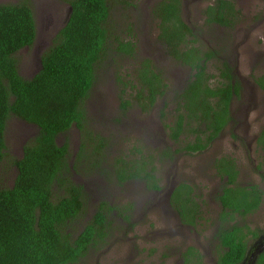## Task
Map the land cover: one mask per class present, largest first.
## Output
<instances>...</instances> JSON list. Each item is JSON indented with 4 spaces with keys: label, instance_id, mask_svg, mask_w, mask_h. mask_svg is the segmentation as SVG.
I'll use <instances>...</instances> for the list:
<instances>
[{
    "label": "trees",
    "instance_id": "obj_1",
    "mask_svg": "<svg viewBox=\"0 0 264 264\" xmlns=\"http://www.w3.org/2000/svg\"><path fill=\"white\" fill-rule=\"evenodd\" d=\"M112 2L67 0L72 8L70 20L43 52L41 68L31 79L21 76L16 55L36 42L34 12L25 2L0 4V164L6 157V127L12 116L37 128V134L24 145L22 157L13 160L17 172L13 186L0 189V264H78L93 243L106 238L115 210L107 201L98 204L80 232L68 230L86 209L85 186L73 180L78 165L84 164L83 170L89 176L101 175L106 190L113 184L122 187L131 182L143 183L148 190L159 188L156 164L158 158L171 157V149L154 155L143 145L133 146L126 153L111 154V139L116 134L105 136L102 124L97 130L96 121L84 107L96 82L97 67L113 55L129 58L136 55V45L114 35L108 27ZM218 3L204 12L207 24L232 26L233 22L224 19L223 10L235 15L234 4L226 0ZM181 14L182 0H162L154 13L159 20L158 41L169 61L193 71L183 89L175 94L178 108L174 125L164 124V128L175 143L189 134L195 136L183 151L198 152L224 128L230 101L234 94L239 95V88L233 87L228 61L223 73L225 83L217 87L209 85L212 75H205L204 70L215 54L212 50L203 53L197 47L196 34ZM135 72L129 80H118L123 88L119 98L123 120L136 105L143 115L151 113L157 99L168 91L165 72L153 60H141ZM258 83L264 91V77ZM127 88L134 90L132 98H125ZM213 98H220L217 106L213 105ZM161 118L164 121V112ZM103 121L104 118L100 123ZM111 121L114 126L122 123L120 119ZM73 128L80 134V147L75 152H71L68 141L58 143V138ZM261 141L264 142V133ZM74 153L73 166L70 161ZM224 160L216 165L217 170L222 178H230L227 186L235 184L233 162ZM253 190L258 194L257 187ZM248 195L246 189L223 187L218 200L229 210V214L223 215L226 224L233 222L231 212L246 216L257 208V203L254 206L249 203ZM232 230L229 233L228 229L224 237V230L219 234L223 245L229 248L220 254L219 264H237L242 260L244 247L241 241H235L241 228ZM258 264H264V254Z\"/></svg>",
    "mask_w": 264,
    "mask_h": 264
},
{
    "label": "rangeland",
    "instance_id": "obj_2",
    "mask_svg": "<svg viewBox=\"0 0 264 264\" xmlns=\"http://www.w3.org/2000/svg\"><path fill=\"white\" fill-rule=\"evenodd\" d=\"M161 1L113 0L108 27L114 35L132 41L136 45V55L133 58L113 55L111 60L97 67L96 82L84 107L89 117L96 121L97 130L102 124L104 125L102 133L105 136L116 134V137L113 136L111 139L113 143L111 154L126 153L133 146L142 148L143 145H147V149L154 155H161L165 149H171V158L176 156L173 160L168 161L165 160L167 157H164L162 160L158 158L159 164L157 162L156 174L165 192L158 195L147 192L143 183L132 182L122 187L113 184L106 190L101 175L89 176V173L83 170L84 164L78 165V173L74 172L73 180L85 186L86 209L73 227L68 229L69 232L75 234L80 232L91 220L101 202L107 201V204L115 208L110 217L111 223L114 224L109 235L111 242L90 252L89 257L78 264H184L181 255L186 252L188 243L196 245L194 240L196 236L201 243L207 242L216 232L214 231L216 226H212V221L215 219V213L212 211L216 208L211 195L219 182L214 179L216 176L214 162L223 157H231L236 161L241 185L255 183L259 186L263 185L264 189V179L259 176L264 174L262 160L264 154L258 149L256 142L257 135L264 125V94L255 86V81L264 76V0H226L234 4L237 12L231 26L233 35L228 33L230 26L217 27L213 24L207 26L204 12L210 6L216 5L218 0H182L181 15L183 21L194 30L197 47L203 53L217 51L216 59L213 62L208 61L206 65L208 74L218 77L221 60H230L243 83L242 98H250L249 108H253L251 113H247L248 118L250 117L248 121L239 117L240 122H243L242 128L235 131L233 130L235 125L228 126L216 143L206 151L193 155L183 151L185 146L183 141L187 140L185 136L179 142L171 143L166 139L165 132L161 128L159 116L161 112L166 115L163 122L169 126L174 125L178 108L175 94L183 89L192 75L189 69L169 61L158 41L159 20L155 18L154 13ZM21 2L31 7L37 24V39L34 46L16 55L21 76L31 79L41 68L40 58L43 52L63 28L69 5L67 0H0V4ZM229 39H232L231 45ZM226 43L230 47L228 51L221 48ZM145 58L153 60L164 70L168 83L167 94L164 99L158 101L151 113L143 115L136 105L123 120L119 111L121 106L119 98L123 88L118 80L131 79L136 74L138 63ZM213 84V86L218 84L217 78ZM124 90L125 98H132L135 95L134 90L129 88ZM163 102L166 103V107L163 106ZM237 104L236 102L233 107L234 111H238ZM246 106L243 105L239 110ZM245 112L247 109L243 113ZM103 118L104 121L100 123ZM112 119H120L122 123L114 126ZM248 125H252L253 128L249 129ZM36 134V127L16 117L12 116L7 122L6 157L0 164V189L13 186L17 174L13 160L21 158L22 147ZM189 135L188 140L192 141ZM67 141L71 152H75L80 147V134L76 128L58 138L59 144L63 145ZM75 155L76 153L70 161L73 166ZM182 182H188L196 187L197 193L205 191V205L211 211L205 214L206 224L198 227L197 234H188L186 231L183 236L177 228L173 231L176 219L159 213L158 201L163 199L171 186ZM242 222L249 224L252 229L264 231V198L260 211L245 220L239 219V223ZM108 244L113 245L108 248ZM202 259L203 264H213L211 258L203 256ZM214 259L216 260L215 257Z\"/></svg>",
    "mask_w": 264,
    "mask_h": 264
},
{
    "label": "flooded vegetation",
    "instance_id": "obj_3",
    "mask_svg": "<svg viewBox=\"0 0 264 264\" xmlns=\"http://www.w3.org/2000/svg\"><path fill=\"white\" fill-rule=\"evenodd\" d=\"M214 6V5H213ZM223 12L225 13L224 19L227 22H234L235 21V15H233L230 11L228 10H223ZM207 19V17H206ZM207 23V20H206ZM215 26H220L218 24L212 23ZM210 24V25H212ZM207 24V26H210ZM233 25V23H232ZM221 27V26H220ZM228 33L233 35V30L232 27L230 26V30L228 31ZM229 44H232V39H229ZM223 50L228 51V49H230L229 45L226 43L224 44V46L221 47ZM221 52V50H219ZM212 52L215 54L217 51L212 50ZM222 53V52H221ZM216 59V58H214ZM214 59L209 60V62H213ZM225 61L229 62V66L232 69V75L234 77V80L232 82L233 87L238 86L239 88V95H235L233 96V98L230 101V107H229V111H228V118L226 121V124L224 125V128L220 131V133H218V137L211 141L210 144L207 145V147L201 151L198 152H188L186 151L187 154H196V153H200V152H204L206 151L210 146H212V144L216 143L219 138L221 137V135L225 132V130L228 128V126H234L233 130L237 131L240 128H242V121L240 122V118L243 119L244 121H248L250 119V117L248 118L247 113H251L253 111V108H249L251 105V101L250 98H242L243 93H244V87H243V83L240 80L239 76L237 75V71H236V67L234 66V64H232V62H230V60H221L220 62V66H219V76L216 77L214 75H212V78L209 80V85L211 87H217L220 86L222 84L225 83L226 80H224L223 78V73L225 70H227L226 66H225ZM208 63V62H207ZM206 63V65H207ZM189 69V68H187ZM190 72L193 73V71L191 69H189ZM205 75H209L211 76V74H208L207 72V66L205 67ZM196 73V71H194V74ZM264 77V76H261ZM215 78H217V85L213 86V82L215 81ZM259 79H257L255 82V86L257 87L258 90H261L262 93L264 94V91L262 89V87L260 86V84L258 83ZM166 96V95H165ZM164 96V97H165ZM163 98H158L156 101V104L158 103V101L160 99H164ZM220 101V98H213L212 102L214 106H217V103ZM237 104V109L238 111H234L233 107L235 105V103ZM243 105H247L246 108H243L241 111L239 110V108L241 109V107ZM163 106L166 107V103L163 102ZM156 105L153 107V109H155ZM247 109V112L243 113L244 110ZM236 115H235V114ZM241 113V114H240ZM162 114V112H161ZM161 114L160 116V121L162 123L161 128L163 129V131L165 132V136L166 139L169 140V142L171 143H175L172 140H170V138L167 136L166 130L164 128L163 125V121L161 118ZM247 114V115H244ZM241 116V117H240ZM240 117V118H239ZM166 118V115H165ZM165 124V123H164ZM249 129H252L253 126L252 125H248ZM206 129L205 125L203 126L202 130L204 131ZM264 133V125L261 127L258 135H257V147L258 149L264 154V142L261 141V137ZM235 135H240V133H235ZM192 140H195V136L193 135H189ZM190 138V139H191ZM239 138V137H237ZM242 139V138H241ZM188 140V138H187ZM187 140H185V146L188 145V143H190L191 140H188L189 142H187ZM163 149V148H162ZM77 151V150H76ZM173 153L175 151H172ZM21 154L23 155V147H22V152ZM173 156V154H172ZM22 157V156H21ZM176 156L173 157V159ZM171 157H167V159L165 160H173ZM222 159H225L224 161L227 162H233V165L235 167V184H231V185H226V183L229 182L230 178L228 176H225L224 178L221 177V175L219 174L216 165H218ZM221 160L214 162V169L216 172V176L214 177L215 180H217L219 182V184H217L216 189L213 191V195H211V197L213 198V203L215 205V208L212 212L215 213V216L212 221V226H216L214 228V231L216 230L215 234H213L210 239L207 240V242H203L201 243V240L199 239L198 236H196L194 240H196V245H190V243H188V247L185 253H183L181 255V259L182 262L184 264H203V256L207 257L208 259L211 258L213 260V264H219L220 261V254L223 253L224 251H228L229 248L225 247L223 245V239L220 238L219 234L222 232V230H224L223 233V237L225 235L226 232H228V229H231L230 232H233L234 230H232L233 227H239L241 228V230L237 231V238L235 239L236 242H240L242 243V246L244 247V253H243V257L242 260L240 262H238L237 264H258L260 258L262 257V255L264 254V231H260L258 229H252L250 227L249 224H246L245 222L239 223V219L245 220L248 217L254 216L256 215L260 209L262 208V204H263V198H264V189H263V185L259 186L258 184H253V183H248L245 185H241L239 183V177H240V172L238 170V166L236 161L231 158V157H223ZM263 163H264V159ZM158 164L160 163V161H157ZM157 165V164H156ZM225 166H227L226 163H224ZM223 167V165H222ZM258 171V169H257ZM259 176H262V178L264 179V174H259ZM156 178H157V183H159V188L154 189V190H148L145 187V190L147 192H151L154 194H162L164 193V189L161 185V181L159 179V177L156 174ZM240 187H238V186ZM226 186L227 188L230 189H235V188H241V189H246L247 190V194L248 195V199H249V203L254 206L255 203H257V208L250 214H247L246 216L240 215L239 213L236 212H231V217H233V222H230L228 224L225 223L223 215L229 214V210L228 209H224L222 203L218 200V197L222 195V190L223 187ZM181 187H183L182 190L179 191V189H181ZM253 187H257L258 190V194L255 193V191L253 190ZM262 187V188H261ZM197 188L194 187L193 185H191L188 182H182L179 183L175 186H171L170 189H168L169 191L167 192V194L164 196L163 199L158 201V206H159V213L160 214H167L173 218L176 219V226L173 228V231L175 230V228H177L178 230L181 231V233L183 234V236H185V232L187 231L188 234L192 233V234H197L198 233V227H201L202 225H205V214L207 215L208 213H210V209L207 208V205H205V200H204V196H205V191H200L197 193ZM190 190L192 192H190ZM181 194L179 197L175 196L174 194ZM239 197V196H238ZM241 197V196H240ZM162 201V202H161ZM208 211V212H207ZM181 213H183V218L181 216ZM195 214V216H193ZM184 215H186V217L189 218H184ZM193 216V217H192ZM184 221H183V220ZM114 225V224H113ZM112 225V226H113ZM111 225L109 226V231L107 232V236L106 238H104L103 240H98L99 243H93L91 245V248L89 249L87 255L82 258V260L80 261V263H83L82 261L87 259L90 255V252L95 251L96 249H100L102 246H104L106 243H110L111 240L109 239V235H110V231H111ZM193 240V241H194ZM192 241V242H193ZM113 244H108L107 247L111 248ZM192 249V250H191ZM201 251V253H200ZM203 255V256H202ZM214 257L216 258V260L214 259ZM182 264V263H181Z\"/></svg>",
    "mask_w": 264,
    "mask_h": 264
},
{
    "label": "water",
    "instance_id": "obj_4",
    "mask_svg": "<svg viewBox=\"0 0 264 264\" xmlns=\"http://www.w3.org/2000/svg\"><path fill=\"white\" fill-rule=\"evenodd\" d=\"M71 14H72V8H69L67 16H66V19L64 21V26L63 27H65L68 24V22L70 20V17H71ZM40 61H41V59H40Z\"/></svg>",
    "mask_w": 264,
    "mask_h": 264
}]
</instances>
